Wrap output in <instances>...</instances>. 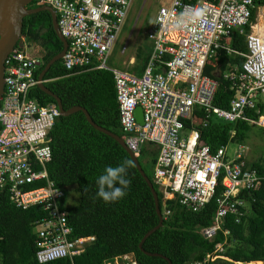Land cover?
Segmentation results:
<instances>
[{
  "label": "built area",
  "instance_id": "2783aa9c",
  "mask_svg": "<svg viewBox=\"0 0 264 264\" xmlns=\"http://www.w3.org/2000/svg\"><path fill=\"white\" fill-rule=\"evenodd\" d=\"M48 6L56 14L60 34L67 42L61 57L66 70H104L113 76L122 137L127 148L138 156L150 144L157 150L153 183L163 200L175 199L191 211L202 209L214 196L217 185L223 187L216 198L213 224L198 233L212 240L221 230L228 214L241 222L238 210L244 201L242 190H258L264 174L244 165L247 149L228 145L211 151L200 141L199 130L186 129L195 107L207 115L214 114L225 122L242 120L264 127L245 114L259 111L264 102V37L254 34L250 22L253 0H171L156 12L146 34L151 54L141 75L109 65L112 48L133 0H34ZM199 19L192 21L195 12ZM246 35V52L231 50L222 40L233 32ZM23 48V47H22ZM21 49V48H20ZM14 48L4 62V88L0 99V188L7 186L9 201L20 209L40 206L47 214L33 224L36 235L35 258L39 264L82 254L93 237H72L67 214L59 207L65 189L50 180L47 164L51 161L49 134L60 113L55 104L40 106L30 97L39 84L36 70L39 60ZM219 50L243 57L240 71H229L224 77L235 89L227 109L213 105L217 81L203 75L206 62ZM124 52V49L122 53ZM142 111L143 124L136 121L134 111ZM203 125H205L203 123ZM226 236L228 231H222ZM222 244L207 253L201 261L208 264L224 258ZM123 262V263H122ZM136 264L125 256L103 264Z\"/></svg>",
  "mask_w": 264,
  "mask_h": 264
},
{
  "label": "trees",
  "instance_id": "16d2710c",
  "mask_svg": "<svg viewBox=\"0 0 264 264\" xmlns=\"http://www.w3.org/2000/svg\"><path fill=\"white\" fill-rule=\"evenodd\" d=\"M185 1L194 3L197 0ZM253 4L250 16L252 24L255 23L257 8L264 7V0H253ZM37 5L39 6L37 2H33L30 8ZM249 32V26H245L243 34L235 31L222 41L231 50L245 53L246 35ZM21 33L24 41L39 51H35V55H40L37 56L38 77L46 63L62 50V43L51 25L50 14L43 11L26 16L22 21ZM150 52L151 48L137 47L132 67L134 69L131 68L136 75L141 74ZM237 53L219 50L206 62L203 70V75L217 81L213 105L222 109H227L235 96L236 90L230 89L231 83L224 77V73L241 70L244 59ZM43 80L44 86L59 98L64 110L82 107L93 123L119 137L123 136L110 72L83 68L66 70L62 60H58L51 65ZM30 97L40 106L56 104L51 96L37 87L31 89ZM257 108L258 112L249 110L245 115L257 121L260 116H264V102L259 103ZM261 123L264 124L263 118ZM185 126L186 129L199 130L201 143L206 144L211 151H216L229 144L245 146L242 143L255 125L242 120L225 122L214 114L207 115L197 106ZM257 127L264 132V127ZM49 137L51 161L47 164V170L54 185L65 189V196L59 201V207L67 214L72 237L94 239L72 261L62 258L44 264H103L127 254L132 255L137 264H168L167 260L171 264H187L203 260L207 253L214 250L216 244L223 245L221 255L224 258L208 264H264V181L258 190H242L239 193L238 198L245 205L238 207L244 214L241 222L236 223L235 215L228 213L221 221V230L217 231L212 240H207L198 231L213 224L217 210L216 198L220 196L223 187L219 183L214 196L198 211L184 208L175 199L163 200L152 181L157 150L150 144L142 147L137 160L157 193L163 223L143 242L141 250L138 247L140 240L157 225L158 217L150 189L127 152L113 138L94 129L82 112L67 117L60 116ZM245 148L248 152L247 146ZM125 160L132 161L133 165L127 169L126 178L131 183L125 189L126 195L116 202L105 203L97 196V180L107 167H116ZM263 162L262 159L251 162L244 159V165L257 170L259 175L264 174ZM70 189L77 191L79 199L77 203L68 205L66 196ZM46 214L40 206L16 208L9 201L7 186L0 188V264H39L35 258L36 235L32 228L34 222ZM222 231L229 233L225 236Z\"/></svg>",
  "mask_w": 264,
  "mask_h": 264
},
{
  "label": "water",
  "instance_id": "95a60500",
  "mask_svg": "<svg viewBox=\"0 0 264 264\" xmlns=\"http://www.w3.org/2000/svg\"><path fill=\"white\" fill-rule=\"evenodd\" d=\"M34 0H0V98L3 93V85H4V62L8 56V54L16 47L21 48L23 44V36L21 33L22 30V21L23 18L26 16L36 14L39 12L46 11L50 14L51 17V25L55 32L56 37L60 40L62 43V50L52 57L44 66L43 70L38 76L39 84L37 85V88L40 89L45 94L51 96L57 105V108L60 112V116L67 117L72 114H75L77 112H82L87 120V122L97 131L113 138L130 156L131 160L133 161L136 169L146 182L148 188L150 189V192L153 197L154 201V207L155 212L158 217V223L157 225L149 230L143 238L140 240L138 247L141 249L143 242L156 230H158L163 223V216L161 214L160 208H159V200L157 197V193L150 182V180L147 178L145 173L142 171L141 166L138 163V160L136 157H134L133 153L127 148L124 141L117 135L111 133L110 131L103 129L93 123L91 118L89 117L87 111L82 107H72L68 110H64L62 108L61 102L59 98H57L54 94H52L43 83V78L45 73L48 71V69L53 65L56 61L61 60V57L67 47L66 40L62 37L60 34V31L58 29L57 23H56V14L55 12L48 6H41V7H29ZM134 115L136 118V121L139 124H143V118H142V111L139 107H137L134 111ZM142 250V249H141ZM149 256H160L159 254H150L145 253ZM168 264H171L170 261L167 260Z\"/></svg>",
  "mask_w": 264,
  "mask_h": 264
},
{
  "label": "rangeland",
  "instance_id": "374dc122",
  "mask_svg": "<svg viewBox=\"0 0 264 264\" xmlns=\"http://www.w3.org/2000/svg\"><path fill=\"white\" fill-rule=\"evenodd\" d=\"M171 0H133L127 17L124 20L121 30L118 34L116 42L113 45L110 58L108 60L109 65L119 70L131 71V64H129L130 58L135 57L137 47L150 48L151 42L146 32L154 22L156 12L161 6H168ZM255 27L253 33H257L260 37H264V7L256 11ZM251 31V30H250ZM125 51V53L122 51ZM24 51L31 57H37L35 55V47L32 44H28L23 40ZM39 52V51H38ZM39 59V57H37ZM134 68H132L133 70ZM136 70H138L136 68ZM134 70V71H136ZM248 148L247 161L261 159L264 160V132L259 130V127L252 126L248 138L242 143ZM235 144L228 145V154L232 155ZM264 163V162H263ZM78 193L74 189H70L67 192L66 203L68 205L75 204L78 201ZM132 258V256H129ZM123 263V262H122ZM121 263V264H122ZM251 264V263H250Z\"/></svg>",
  "mask_w": 264,
  "mask_h": 264
},
{
  "label": "clouds",
  "instance_id": "9594fccd",
  "mask_svg": "<svg viewBox=\"0 0 264 264\" xmlns=\"http://www.w3.org/2000/svg\"><path fill=\"white\" fill-rule=\"evenodd\" d=\"M121 2H123V0H121ZM201 14L202 13L199 11L195 12L192 16V21L195 22L197 19H199ZM23 40H24V38H23ZM22 47H23V44H22ZM44 82L45 81L43 80V83ZM3 88H4V85H3ZM123 136H124V134H123ZM122 137H120V138L122 139ZM138 156L137 157L134 156V157L138 158ZM132 166H133L132 161L125 160L122 164H120L116 167H111V166L107 167L104 170V174L101 175L97 180V185H98L97 196L99 198H101L105 203H113V202H116V201L122 199L126 195L125 189H127L131 183V181L126 178V176H127V169L132 167ZM123 256L128 257L129 259H132L131 257H129L132 255L127 254V255H123Z\"/></svg>",
  "mask_w": 264,
  "mask_h": 264
},
{
  "label": "crops",
  "instance_id": "0c3cea01",
  "mask_svg": "<svg viewBox=\"0 0 264 264\" xmlns=\"http://www.w3.org/2000/svg\"><path fill=\"white\" fill-rule=\"evenodd\" d=\"M260 8H262V7H260ZM260 8L258 7L257 10L260 9ZM256 14H258V13H256ZM152 24H153V23H152ZM151 26H152V25H151ZM148 29H149V28H148ZM148 29H147V30H148ZM254 30H255V29H254ZM252 32H253V31H252ZM254 34H257V33H254ZM150 48H152V47L150 46ZM151 50H152V49H151ZM150 54H151V52H150ZM149 57H150V56H149ZM134 63H135V57H131V58H130V61H129V64H131V66H130L131 68L134 66ZM145 66H146V65H145ZM144 68H145V67H144ZM144 68H143V70H144ZM143 70H142V72H143ZM142 72H141V74H142ZM133 73L136 75L135 72H133ZM141 74H140V75H141ZM137 76H139V75H137ZM257 263L262 264L261 262H257Z\"/></svg>",
  "mask_w": 264,
  "mask_h": 264
},
{
  "label": "bare ground",
  "instance_id": "6f19581e",
  "mask_svg": "<svg viewBox=\"0 0 264 264\" xmlns=\"http://www.w3.org/2000/svg\"><path fill=\"white\" fill-rule=\"evenodd\" d=\"M124 53H125V51H124ZM251 264H259V263H257V262H253V263H251Z\"/></svg>",
  "mask_w": 264,
  "mask_h": 264
},
{
  "label": "flooded vegetation",
  "instance_id": "af4514ba",
  "mask_svg": "<svg viewBox=\"0 0 264 264\" xmlns=\"http://www.w3.org/2000/svg\"><path fill=\"white\" fill-rule=\"evenodd\" d=\"M30 7V6H29Z\"/></svg>",
  "mask_w": 264,
  "mask_h": 264
}]
</instances>
